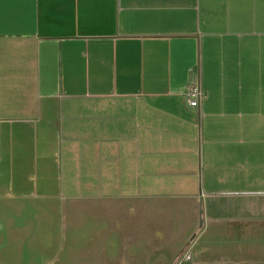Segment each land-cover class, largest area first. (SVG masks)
Here are the masks:
<instances>
[{
	"label": "crops",
	"instance_id": "obj_1",
	"mask_svg": "<svg viewBox=\"0 0 264 264\" xmlns=\"http://www.w3.org/2000/svg\"><path fill=\"white\" fill-rule=\"evenodd\" d=\"M251 212L264 0H0V262L172 263Z\"/></svg>",
	"mask_w": 264,
	"mask_h": 264
},
{
	"label": "rangeland",
	"instance_id": "obj_2",
	"mask_svg": "<svg viewBox=\"0 0 264 264\" xmlns=\"http://www.w3.org/2000/svg\"><path fill=\"white\" fill-rule=\"evenodd\" d=\"M194 242L174 262L162 264H264V213H242L240 219L232 223L211 225L205 229L202 240L197 245H193ZM0 264L74 263L19 260Z\"/></svg>",
	"mask_w": 264,
	"mask_h": 264
},
{
	"label": "built area",
	"instance_id": "obj_3",
	"mask_svg": "<svg viewBox=\"0 0 264 264\" xmlns=\"http://www.w3.org/2000/svg\"><path fill=\"white\" fill-rule=\"evenodd\" d=\"M189 107L197 108L200 105V101L204 98L200 85L197 82L191 83L184 94Z\"/></svg>",
	"mask_w": 264,
	"mask_h": 264
},
{
	"label": "water",
	"instance_id": "obj_4",
	"mask_svg": "<svg viewBox=\"0 0 264 264\" xmlns=\"http://www.w3.org/2000/svg\"><path fill=\"white\" fill-rule=\"evenodd\" d=\"M202 226H203V214H201V217H200V223H199V229H198L196 235L199 234V232H200L201 229H202Z\"/></svg>",
	"mask_w": 264,
	"mask_h": 264
}]
</instances>
